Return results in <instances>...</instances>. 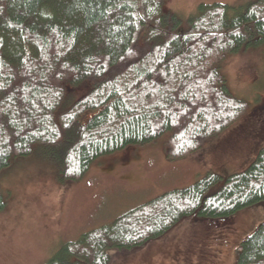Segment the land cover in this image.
Returning <instances> with one entry per match:
<instances>
[{
	"label": "trees",
	"instance_id": "obj_1",
	"mask_svg": "<svg viewBox=\"0 0 264 264\" xmlns=\"http://www.w3.org/2000/svg\"><path fill=\"white\" fill-rule=\"evenodd\" d=\"M165 1L0 0V172L42 150L61 180H78L100 157L160 140L176 161L248 111L221 62L264 46V0L200 3L186 29ZM255 153L242 170H208L86 230L42 264H110V249L141 246L183 217L264 201V145ZM239 251L236 264H264V221Z\"/></svg>",
	"mask_w": 264,
	"mask_h": 264
},
{
	"label": "rangeland",
	"instance_id": "obj_2",
	"mask_svg": "<svg viewBox=\"0 0 264 264\" xmlns=\"http://www.w3.org/2000/svg\"><path fill=\"white\" fill-rule=\"evenodd\" d=\"M248 1L166 0L164 8L180 14L182 22L179 29H186L189 17L198 12L200 3L238 5ZM221 68L232 92L251 101L252 106L202 150L186 157L198 155L200 158L195 159L198 167L201 166L199 169L194 164L198 168L195 177L208 170L222 175L242 170L264 145V46L228 54L221 62ZM164 153L163 140L142 147H128L100 157L78 180H61L59 165L42 150L15 158L0 172V194L6 199V206L0 211V264H42L65 242L102 225L107 215L114 211L120 214L133 207L138 199L157 194L152 188H146L138 192L140 197L136 198V195H131L135 191L129 189L128 183H138L140 189L156 180L162 189L170 184L177 185L179 182L173 176L162 174L166 165L175 163L164 158ZM184 162L181 160L177 168L194 172L193 164L189 162V166L183 167ZM190 179L184 175L182 180L185 183L180 182V186L190 183ZM131 200L133 202L129 204ZM193 215L181 218L162 236L150 239L148 244L164 238L166 241L154 243L146 251L143 250L147 243L130 250L110 249V264H162V259L168 264H236L242 240L264 221V201L226 218H198ZM188 220H208L210 223L219 220L230 225L228 231L222 232L227 229L224 225L220 227L221 222L217 221L219 233L211 230L210 225L188 226L187 229L184 222ZM177 237L186 238L183 239L185 244L178 242ZM184 245L191 246V252ZM187 252H190L191 259L183 258Z\"/></svg>",
	"mask_w": 264,
	"mask_h": 264
},
{
	"label": "crops",
	"instance_id": "obj_3",
	"mask_svg": "<svg viewBox=\"0 0 264 264\" xmlns=\"http://www.w3.org/2000/svg\"><path fill=\"white\" fill-rule=\"evenodd\" d=\"M163 157L164 158H166V156H165V154L163 155ZM148 159H152V157L151 158H148ZM195 159H200L199 157H198V155H193L192 157H190V158H185V159H181L182 161H185L184 162V164H183V167L187 164V166H189V162H191L192 164H193V168H192V170L194 171V172H188V171H186V168H183L182 169V171H180L177 167H178V165L180 164V161H175V163H169V165H166L165 166V170L164 171H162V174L164 175V174H169V175H171V176H173L174 178H175V180H177V182H179V183H177V185H173V186H176V187H173L171 184L168 186V187H166V188H164V189H162V188H160V186H159V182H157V180H156V182H154V184L152 183L150 186H148V187H145V188H142V189H140V186H139V184L138 183H134V182H132V183H128L129 185H130V190H133V191H135V192H133L131 195H136V198H138V197H140L139 196V194H138V192H140L141 190H143V189H146V188H152L154 191H157V194H154V196H157V195H159V194H161L162 192H165V191H167V190H171V189H174V188H180V187H184L185 185H188V184H190V183H192L191 181H192V179H194V178H197V177H195V171H196V169H200V167L201 166H199L198 167V165L196 164L197 162H196V160ZM194 160V161H193ZM198 167V168H196V166ZM186 171V172H185ZM184 175H188L191 179L190 180H188V182H190V183H188V184H183L182 186H180L181 185V183H185V181H183L182 180V178H183V176ZM199 177V176H198ZM181 182V183H180ZM175 184V183H174ZM160 188V189H159ZM140 189V190H139ZM164 190V191H162V190ZM160 191V192H159ZM154 196H147L146 198H142V199H138L137 200V202H136V204L135 205H137V204H141V203H143V202H145L146 200H148V199H150V198H152V197H154ZM133 201L131 200L130 202H129V204H131ZM135 205H133V206H135ZM116 208H118L119 209V207H116ZM117 211H119V210H117ZM126 211V210H125ZM124 210H123V212H125ZM121 214V213H120ZM116 215H118V214H116L115 213V211L114 212H112L111 214H109V215H107L103 220H104V223L103 224H106L108 221H107V219H110V221L116 216ZM193 215V214H192ZM110 216H113V217H111V218H109ZM191 216V215H190ZM193 216H196V215H193ZM197 217V216H196ZM199 218V217H198ZM105 221H107V222H105ZM217 221H219V220H214V222L215 223H210L208 220L207 221H201V222H196V221H186V222H184V226H186V228L188 229V226H194V227H197V226H199L200 224L201 225H203V226H205V225H210V227H211V230H215L216 232L218 231H221L220 230V227H226V229L227 230H224V231H222V232H226V231H228V228H229V226L228 225H230V224H227L225 221H219V222H221L220 223V227L219 228H217V225L216 224H218V222ZM178 223V222H177ZM176 223V224H177ZM102 224V225H103ZM221 225H224V226H221ZM209 227V226H208ZM215 227V228H214ZM206 229V228H205ZM234 230V229H233ZM203 231V230H202ZM201 231V232H202ZM200 232V233H201ZM219 233H221V232H219ZM202 235H205L204 234V232L202 233ZM195 235H193L192 237H194ZM228 236V235H227ZM160 237V236H159ZM225 237H226V235H225ZM158 238V237H157ZM156 239V238H155ZM183 239H186V238H183V237H177V240H178V242H181L182 244H185L184 242H183ZM160 241H166L165 240V238H164V240H159V241H155V242H153V243H147L148 245H146V248H145V250H143V251H146V249L149 247V246H153L152 244H154V243H158V242H160ZM145 243V244H146ZM145 244H143V245H141V246H144ZM138 247H140V246H138ZM184 247H186V248H188V249H190V252H191V246L189 247L188 245H184ZM143 251H140V252H131V253H141V252H143ZM193 251V250H192ZM190 252H187V254H184L183 255V258H187V259H191V257H190V255L188 254V253H190ZM172 254L173 255H175V252H172ZM125 255H122V257H124ZM124 258H126V257H124ZM195 258V254H193L192 255V259H194ZM163 263H165V264H168V261H164L163 259H162V264Z\"/></svg>",
	"mask_w": 264,
	"mask_h": 264
},
{
	"label": "snow or ice",
	"instance_id": "obj_4",
	"mask_svg": "<svg viewBox=\"0 0 264 264\" xmlns=\"http://www.w3.org/2000/svg\"><path fill=\"white\" fill-rule=\"evenodd\" d=\"M239 35V34H238Z\"/></svg>",
	"mask_w": 264,
	"mask_h": 264
}]
</instances>
